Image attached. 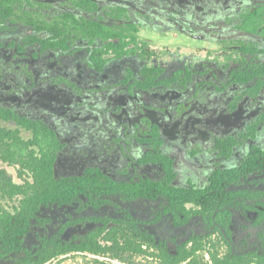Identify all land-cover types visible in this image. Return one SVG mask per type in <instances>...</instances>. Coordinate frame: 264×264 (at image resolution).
<instances>
[{"label": "flooded vegetation", "instance_id": "obj_1", "mask_svg": "<svg viewBox=\"0 0 264 264\" xmlns=\"http://www.w3.org/2000/svg\"><path fill=\"white\" fill-rule=\"evenodd\" d=\"M10 1L11 14H0V184L9 182L11 190V181L34 182L29 170L20 176V166L11 164V131L18 130L41 156L35 143L46 129L59 144L56 179L103 184H77L71 200L41 202L22 249L11 251L0 242V264H15L45 238L75 245L98 238L112 246L126 239L129 226L176 254L194 237L222 227L220 220L181 212L172 193L142 194L138 185L206 189L216 172L227 176L221 188L233 198L226 201V236L234 250L263 249L264 157L258 167L245 163L256 148L264 152V0ZM124 11L140 28L178 30L226 49L197 61L154 64L138 39L118 54L104 51L100 39L74 32L63 41L47 27L58 22L61 33L73 19L127 26L120 19ZM183 116L188 122L182 128L167 124ZM180 161L200 169L182 172ZM18 199L0 195V206L11 210ZM143 247L159 251L147 241ZM77 253L96 256H65Z\"/></svg>", "mask_w": 264, "mask_h": 264}, {"label": "trees", "instance_id": "obj_2", "mask_svg": "<svg viewBox=\"0 0 264 264\" xmlns=\"http://www.w3.org/2000/svg\"><path fill=\"white\" fill-rule=\"evenodd\" d=\"M97 4V3H96ZM11 1L0 0V14L8 17L11 12ZM126 16L121 17L122 21L127 20V26L123 23H117L116 26L107 22L100 21H77L68 27L67 22L63 24V32H58L60 27L58 22L48 24L47 27L61 40L67 39V34L90 36L93 39L102 41L103 50L109 52L116 51L118 54L125 51L126 47L133 42H137L140 27L138 22L124 11ZM250 18H248V21ZM261 20V19H260ZM259 25V24H258ZM56 33H55V31ZM67 31V32H66ZM59 40V39H56ZM117 42H119L117 45ZM102 57V55H101ZM154 71H151L153 73ZM41 129V128H40ZM38 133L36 146L39 147L41 156L36 155V150H30L31 144L21 138L18 130L11 131V164L19 165L18 173L24 176L26 170H29L34 177V182H28L27 185H18L11 181V190L9 182L0 184V195L11 200L19 197L18 203L14 204L11 210L0 206V242L8 250H20L28 234L34 219H38L39 204L41 202L57 201L61 197L71 200L74 187L80 184L83 187L101 186V180L78 181L72 178L56 179L54 176L55 151L59 144L52 132L46 129V135L43 137ZM39 154V153H37ZM5 156H9L6 150ZM259 157H264V152L256 148L252 155L247 159L246 165L257 166L260 163ZM258 167V166H257ZM227 179L224 172H216L212 176V188L183 190L172 186L170 183L157 184L154 182L142 183V194L151 192L172 193L170 196L176 209L181 212H188L191 215L196 213H209L210 217L216 214L221 222V226H216V230L207 236L194 237L191 242L183 245L178 253L174 254L163 247L155 245L153 239L139 238L132 227L127 232L124 241H117V244H101L98 238L84 241L82 244L75 245L64 243L59 239L45 238L37 250H26L25 255L18 257L15 264H47L54 259L65 256L77 251H88L96 256H106L111 261L105 264H140L136 263L134 257L144 256L156 259L160 264H264V239L263 249L252 251H237L233 248L229 223L231 221V212L229 210L228 200L232 202V196L229 191L222 190V185ZM224 202V204H222ZM188 204H195L191 210H188ZM226 233V234H225ZM149 243V248L155 247L154 251H149L143 247L145 242ZM221 247L225 248L222 252ZM204 253V255H201ZM206 256H208L206 258Z\"/></svg>", "mask_w": 264, "mask_h": 264}, {"label": "rangeland", "instance_id": "obj_3", "mask_svg": "<svg viewBox=\"0 0 264 264\" xmlns=\"http://www.w3.org/2000/svg\"><path fill=\"white\" fill-rule=\"evenodd\" d=\"M151 23V22H150ZM152 24V23H151ZM138 43L142 46V51H144V56L150 53L152 55V63L154 64H165L168 65L171 61H187L193 60L197 61L205 55H215L219 49L225 48L221 45L203 41L201 39H196L190 37L186 33L179 32L178 30H158L153 28V26L143 25L140 28L138 33ZM231 48V47H230ZM226 49V48H225ZM104 98L100 103H103ZM226 104L224 105V110H227ZM197 113V112H196ZM195 113V114H196ZM194 115V114H193ZM193 117V116H192ZM195 118H200V116L195 115ZM191 119V118H190ZM173 120V122L171 121ZM170 122L167 123L170 126H177V128H182L185 123L188 122L185 116L181 118H171ZM200 127H203L201 123H198ZM264 139V134L261 136ZM72 144V143H70ZM72 145L70 149L64 153V157L68 156L72 152ZM196 165H202L204 162L196 160ZM0 165H3L0 163ZM191 165L188 162L180 161L178 162L179 169L183 171L191 170L196 172V169H200V166L196 167L195 170L189 168ZM11 173L15 175V170L11 167ZM183 179V178H182ZM7 206H10L8 203H5ZM222 252H225V248L221 247ZM204 255V253H201ZM208 256H206L207 258ZM136 263L140 264H160L156 259L147 258V257H134ZM111 261L108 258L96 257L93 255L87 254H72L68 256H62L47 264H105L106 262ZM116 264L120 263L119 261H114Z\"/></svg>", "mask_w": 264, "mask_h": 264}]
</instances>
